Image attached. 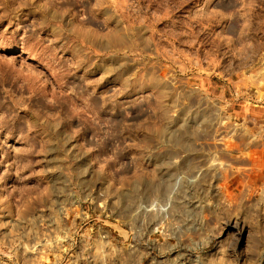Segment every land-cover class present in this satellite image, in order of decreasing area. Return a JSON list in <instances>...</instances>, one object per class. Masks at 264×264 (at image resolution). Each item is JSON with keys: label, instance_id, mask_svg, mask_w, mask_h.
I'll return each instance as SVG.
<instances>
[{"label": "rangeland", "instance_id": "obj_1", "mask_svg": "<svg viewBox=\"0 0 264 264\" xmlns=\"http://www.w3.org/2000/svg\"><path fill=\"white\" fill-rule=\"evenodd\" d=\"M0 264H264V0H0Z\"/></svg>", "mask_w": 264, "mask_h": 264}, {"label": "bare ground", "instance_id": "obj_2", "mask_svg": "<svg viewBox=\"0 0 264 264\" xmlns=\"http://www.w3.org/2000/svg\"><path fill=\"white\" fill-rule=\"evenodd\" d=\"M58 14V13H57ZM58 19V18H57ZM80 31V30H79ZM98 37V36H97ZM78 39V38H77ZM98 39V38H97ZM94 40V39H93ZM97 44V43H96ZM99 44V43H98ZM89 59V58H88Z\"/></svg>", "mask_w": 264, "mask_h": 264}]
</instances>
